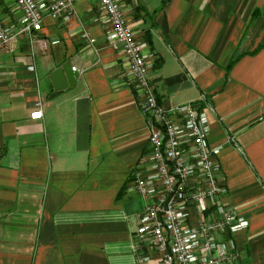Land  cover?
Returning a JSON list of instances; mask_svg holds the SVG:
<instances>
[{
  "label": "crops",
  "instance_id": "1",
  "mask_svg": "<svg viewBox=\"0 0 264 264\" xmlns=\"http://www.w3.org/2000/svg\"><path fill=\"white\" fill-rule=\"evenodd\" d=\"M121 1L157 57L148 78L158 103L198 102L207 113L222 203L249 223L225 264H264V0ZM0 15L11 27L22 18L13 0H0ZM108 30L98 0H77L44 17L45 50L27 37L0 49V264H137L144 202L127 188L148 133ZM64 64L75 82L51 96L50 75Z\"/></svg>",
  "mask_w": 264,
  "mask_h": 264
},
{
  "label": "built area",
  "instance_id": "2",
  "mask_svg": "<svg viewBox=\"0 0 264 264\" xmlns=\"http://www.w3.org/2000/svg\"><path fill=\"white\" fill-rule=\"evenodd\" d=\"M76 1L13 0L22 18L11 27L0 15V49L27 37L45 50L49 41L38 37L44 17H63ZM98 10L109 26L107 41L122 48L148 133L149 152L134 169L127 188L144 202L133 237L137 264L234 262L238 257L233 236L249 223L222 203L227 189L220 179L219 149L208 145L210 123L205 109L198 102L162 107L148 78L157 57L146 42L136 40L122 1L98 0ZM81 37L95 42L86 30ZM39 105L31 120L40 119Z\"/></svg>",
  "mask_w": 264,
  "mask_h": 264
},
{
  "label": "water",
  "instance_id": "3",
  "mask_svg": "<svg viewBox=\"0 0 264 264\" xmlns=\"http://www.w3.org/2000/svg\"><path fill=\"white\" fill-rule=\"evenodd\" d=\"M50 78L53 90L51 96H54L55 94L67 89L68 87H72L75 82L74 73L72 72L71 67L66 64L55 69L51 73Z\"/></svg>",
  "mask_w": 264,
  "mask_h": 264
},
{
  "label": "trees",
  "instance_id": "4",
  "mask_svg": "<svg viewBox=\"0 0 264 264\" xmlns=\"http://www.w3.org/2000/svg\"><path fill=\"white\" fill-rule=\"evenodd\" d=\"M233 63H234L233 60H231V61L229 62V64L227 65V70H229V69L232 67Z\"/></svg>",
  "mask_w": 264,
  "mask_h": 264
},
{
  "label": "rangeland",
  "instance_id": "5",
  "mask_svg": "<svg viewBox=\"0 0 264 264\" xmlns=\"http://www.w3.org/2000/svg\"><path fill=\"white\" fill-rule=\"evenodd\" d=\"M9 1H11V0H2V4H4V2H5V3H8ZM92 1H93V3L96 2V0H92ZM129 27H130V26H129ZM130 28H131V27H130Z\"/></svg>",
  "mask_w": 264,
  "mask_h": 264
}]
</instances>
